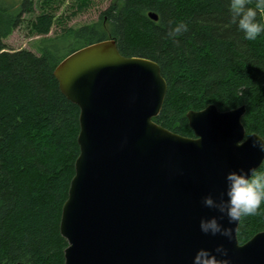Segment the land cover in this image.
<instances>
[{
    "label": "trees",
    "instance_id": "obj_1",
    "mask_svg": "<svg viewBox=\"0 0 264 264\" xmlns=\"http://www.w3.org/2000/svg\"><path fill=\"white\" fill-rule=\"evenodd\" d=\"M34 11L32 0H0V264H65L60 223L80 154V108L54 72L79 49L114 40L121 55L156 62L168 93L154 121L173 133L193 138L187 114L215 105L245 106L247 137L264 136V35L245 40L228 0H115L97 22L53 36L57 17L45 11L31 24L43 36L40 54L10 50L5 40ZM263 231L264 205L241 218L238 241Z\"/></svg>",
    "mask_w": 264,
    "mask_h": 264
},
{
    "label": "water",
    "instance_id": "obj_2",
    "mask_svg": "<svg viewBox=\"0 0 264 264\" xmlns=\"http://www.w3.org/2000/svg\"><path fill=\"white\" fill-rule=\"evenodd\" d=\"M54 74L80 108V154L60 223L65 264H193L200 249L215 254L221 244L231 264H264V231L241 245L240 221H221L232 240L199 227L220 215L203 197L219 198L229 172L264 161L258 134L247 137L245 106L190 111L193 138L169 131L154 121L168 93L160 66L121 55L114 40L75 51Z\"/></svg>",
    "mask_w": 264,
    "mask_h": 264
},
{
    "label": "clouds",
    "instance_id": "obj_3",
    "mask_svg": "<svg viewBox=\"0 0 264 264\" xmlns=\"http://www.w3.org/2000/svg\"><path fill=\"white\" fill-rule=\"evenodd\" d=\"M228 7L231 23L238 25L245 40L254 41L264 35V0H255L254 7L249 6V0H228ZM182 30H186V25H181L174 31L180 33ZM255 137L258 139L253 142V147L264 152V136ZM237 146L240 147L241 143L238 142ZM261 167H264V161L261 162ZM226 181V192L221 193L219 198L209 194L202 200L205 207L215 209L220 215L201 218L199 227L205 235H219L232 240L234 229L226 227L221 221L226 216L229 225L236 224L242 217L257 215L262 210L264 171L257 168L231 171L227 174ZM193 264H231V261L228 258V249L221 244L215 249V254L207 249H200Z\"/></svg>",
    "mask_w": 264,
    "mask_h": 264
},
{
    "label": "rangeland",
    "instance_id": "obj_4",
    "mask_svg": "<svg viewBox=\"0 0 264 264\" xmlns=\"http://www.w3.org/2000/svg\"><path fill=\"white\" fill-rule=\"evenodd\" d=\"M7 4H13L20 0H6ZM35 11L26 14L20 27L9 36L5 43L10 50H29L40 54L39 46L43 36L36 35L31 24L36 17L45 11L55 13L57 20L50 36L61 32L64 27H81L97 22L115 0H90L87 9L79 12L81 0H32Z\"/></svg>",
    "mask_w": 264,
    "mask_h": 264
}]
</instances>
